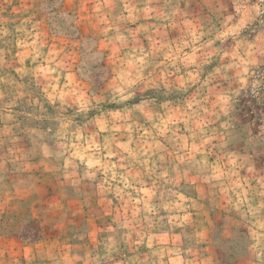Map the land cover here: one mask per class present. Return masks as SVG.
<instances>
[{"label": "clouds", "instance_id": "obj_1", "mask_svg": "<svg viewBox=\"0 0 264 264\" xmlns=\"http://www.w3.org/2000/svg\"><path fill=\"white\" fill-rule=\"evenodd\" d=\"M0 264H264V0H0Z\"/></svg>", "mask_w": 264, "mask_h": 264}]
</instances>
